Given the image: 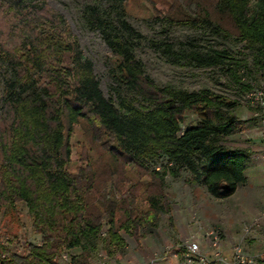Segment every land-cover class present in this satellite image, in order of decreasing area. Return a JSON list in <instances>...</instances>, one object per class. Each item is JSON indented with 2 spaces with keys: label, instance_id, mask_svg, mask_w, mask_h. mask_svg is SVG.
<instances>
[{
  "label": "trees",
  "instance_id": "1",
  "mask_svg": "<svg viewBox=\"0 0 264 264\" xmlns=\"http://www.w3.org/2000/svg\"><path fill=\"white\" fill-rule=\"evenodd\" d=\"M106 1L103 14L87 8V23L114 55L110 74L117 86L109 97L65 17L47 0H0V213H19L25 204L41 236V245L28 243L27 254L12 256L14 264H49L71 248L77 249L74 264H93L102 235L108 251L123 250L122 233L137 238L148 217L169 213L165 176H178L177 168L189 169L217 198L244 181L249 152L226 145L246 128L236 115L240 103L208 89L156 84L135 53L143 36L125 19L129 0ZM185 2L196 15L156 19L245 43L264 80V0ZM152 45L168 63L223 67L240 87H253L242 80L250 70L243 54L194 40ZM191 112L198 121L183 128ZM77 127L105 160L91 150L75 153ZM162 154L177 168L152 167ZM76 157L80 164L69 170Z\"/></svg>",
  "mask_w": 264,
  "mask_h": 264
},
{
  "label": "rangeland",
  "instance_id": "2",
  "mask_svg": "<svg viewBox=\"0 0 264 264\" xmlns=\"http://www.w3.org/2000/svg\"><path fill=\"white\" fill-rule=\"evenodd\" d=\"M49 6L60 12L66 19L67 25L72 29L74 36L80 43L86 57L90 58L94 63V70L100 81L101 88L105 95L109 97L113 87L117 86L110 74V58L114 55L104 38L97 29H91L87 23V8L89 6H97L103 14L109 10V3L106 0H47ZM202 6H210L212 0H199ZM125 19L142 34V43L135 47V53L144 64L145 73L155 81L159 86L172 85L178 88H184L190 92L208 89L216 94H222L228 98L237 100L240 104L236 110L238 118L246 121V128L244 132L237 136H232L226 139V145L230 148H245L253 141L255 136L256 141L253 144L262 143L264 130L262 127L264 118V104L255 102L250 98V93L254 90H261L264 93V80L260 73L253 67L252 53L245 43L239 42L234 38H225L222 36L211 34L201 26H189L184 24H169L166 21L156 19L159 13H163L173 17H185V13L194 16L186 4L185 0H129L126 4ZM194 40L201 47L208 48H228L234 54H243L247 57L250 65V70L242 80L250 82L252 88L247 90L240 87L234 80L227 75L223 67L215 66L209 68L186 66L181 67L168 63L161 53L156 50L152 41H187ZM123 88V87H122ZM264 101V95H263ZM198 121L195 113H188L185 121L182 124L183 128L195 125ZM89 137V136H88ZM85 135L84 129L77 127L74 129L71 142L75 148V153L85 152L91 150L95 156H100L101 161L106 159V156L100 146L91 144L90 138ZM77 150V152H76ZM101 163V162H100ZM151 165L156 170L162 171L163 165L170 168L173 167L166 155L159 156ZM80 164L77 157L74 162L70 163L69 170H75ZM159 167V169H158ZM178 169V176L168 173L165 176V200L163 204L167 211H174L177 217H188L190 222L188 226V236L183 240V243L178 247L179 258L181 261L185 260L187 255L194 258L199 256H207L205 248L202 244L207 240L206 237L211 238V230L209 235L202 237V184L193 181V175L186 167ZM142 173V172H141ZM148 179L145 178V181ZM207 203V200H204ZM143 206V205H142ZM146 212V208L142 207ZM19 213L14 211H7L6 214L0 213V231L10 237L11 243L25 250L27 246H21L22 241H36L41 238L33 228L32 219L28 216V209L25 204H19ZM151 216V215H150ZM148 221L142 225L140 231L144 235H149L151 231L160 228V235H163L169 222L168 212H159L156 217H148ZM181 222V221H180ZM196 225L195 230L193 225ZM190 229V230H189ZM195 232H199L203 243L201 244V252L196 253V245L187 247L189 239H195ZM140 233V232H139ZM184 233V232H183ZM104 238V235H102ZM101 238L98 242L97 249L94 253L93 264H120L125 262L126 258L136 257L135 251L138 250L142 256L148 260H156L167 253V244H156L154 240H147L143 245L139 244V238L129 240L128 248L125 254L120 253V250L113 252L108 251V241ZM211 247L214 249L211 240L209 241ZM162 243V242H160ZM243 249V248H242ZM174 251V250H173ZM246 253V252H245ZM258 254H249L252 256H259ZM247 254V253H246ZM259 264H264V261L259 260Z\"/></svg>",
  "mask_w": 264,
  "mask_h": 264
},
{
  "label": "crops",
  "instance_id": "3",
  "mask_svg": "<svg viewBox=\"0 0 264 264\" xmlns=\"http://www.w3.org/2000/svg\"><path fill=\"white\" fill-rule=\"evenodd\" d=\"M262 127L264 130V118ZM253 141H256L255 136H253ZM252 142L246 147L249 157L246 161L244 181L238 185L234 193L243 198L253 212L258 213L255 219H245L240 225L232 229L226 228L220 220L219 214L222 211L230 212V205L234 202L233 194L226 198H217L209 192L206 185L202 184V193L205 192L202 196V237H204V234L209 235V230H216L220 236L222 252V255L217 257L215 249H209L211 238L206 237L207 242L205 241V244L202 245H204L203 249H206L207 256L205 258L210 264H237L235 261V247L237 245L241 246L247 254L264 252V142L263 138L262 143L253 144ZM204 200H207V203ZM168 215L170 224L163 235H160V228L151 231L147 236L140 231L138 241L140 245H143L145 241L151 239L160 246L167 244V250L172 249L156 260H148L136 250V257L126 258L125 262H120V264H182L184 262L181 261L176 250L188 236L187 231L190 220L184 216L178 218L174 209L169 211ZM122 236L125 245L120 253L125 254L129 240L135 241V239L127 233H122Z\"/></svg>",
  "mask_w": 264,
  "mask_h": 264
},
{
  "label": "built area",
  "instance_id": "4",
  "mask_svg": "<svg viewBox=\"0 0 264 264\" xmlns=\"http://www.w3.org/2000/svg\"><path fill=\"white\" fill-rule=\"evenodd\" d=\"M255 92L250 93V98L253 101L260 102L264 104L263 101V91L261 90H254ZM263 142H264V135H263ZM264 158V154H263ZM159 169V167H158ZM1 219V218H0ZM211 243L215 249V255L220 257L222 255L221 248H220V236L216 230H212L211 232ZM28 243H34L37 245H41V238L36 241H22L21 246H27ZM18 246H14L11 243V239L9 236L2 234L0 231V264H14L12 262V256L14 254L18 255H25L27 254V249L17 248ZM77 254V249H63L58 254L54 255L53 257L49 258V264H74V256ZM259 260L264 261V252L261 253L259 256H252L246 254L242 247L237 245L235 247V261L237 264H259ZM182 264H210L205 256H199V258H194L190 255H187L184 262Z\"/></svg>",
  "mask_w": 264,
  "mask_h": 264
},
{
  "label": "clouds",
  "instance_id": "5",
  "mask_svg": "<svg viewBox=\"0 0 264 264\" xmlns=\"http://www.w3.org/2000/svg\"><path fill=\"white\" fill-rule=\"evenodd\" d=\"M233 201L234 202L230 205V212L222 211L219 214V218L226 228L232 229L235 226L240 225L243 220H252L255 219L258 215V213L253 212L251 207L246 203L243 198L237 196L235 193H233ZM195 228L196 225L194 224L193 229L195 230ZM194 235L195 239H189L187 247L190 248L191 245L195 244V252L198 254L201 252V244L203 243V241L199 232L194 231Z\"/></svg>",
  "mask_w": 264,
  "mask_h": 264
}]
</instances>
